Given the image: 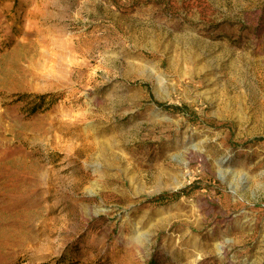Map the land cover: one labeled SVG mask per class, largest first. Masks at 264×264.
<instances>
[{
    "label": "rangeland",
    "instance_id": "374dc122",
    "mask_svg": "<svg viewBox=\"0 0 264 264\" xmlns=\"http://www.w3.org/2000/svg\"><path fill=\"white\" fill-rule=\"evenodd\" d=\"M0 264H264V0H0Z\"/></svg>",
    "mask_w": 264,
    "mask_h": 264
},
{
    "label": "trees",
    "instance_id": "16d2710c",
    "mask_svg": "<svg viewBox=\"0 0 264 264\" xmlns=\"http://www.w3.org/2000/svg\"><path fill=\"white\" fill-rule=\"evenodd\" d=\"M41 98H44L43 96ZM158 105L163 108V109H166L168 111H172V112H181L182 111V108L178 107V106H175V105H168V104H162V103H158ZM185 191L186 189H182L178 192H174L172 194H164V195H161L159 197V201H165L166 199L168 198H177L178 196H181L183 194H185Z\"/></svg>",
    "mask_w": 264,
    "mask_h": 264
},
{
    "label": "bare ground",
    "instance_id": "6f19581e",
    "mask_svg": "<svg viewBox=\"0 0 264 264\" xmlns=\"http://www.w3.org/2000/svg\"><path fill=\"white\" fill-rule=\"evenodd\" d=\"M239 84H240V83H239ZM260 93H261V92H260ZM258 95H259V93H258ZM258 95H257V96H258ZM255 96H256V95H255ZM261 99H262V98H261ZM262 102H263V101H262ZM257 108H258V106H257ZM262 110H263V109H262ZM257 111H258V110H257ZM257 114H258V113H257ZM260 115H261V113H260ZM256 117H257V115H256ZM260 117H261V116H259V119H260ZM259 119H258V120H259ZM200 149H201V148H200ZM202 149H203V148H202ZM187 154H188V153H187ZM199 154H200V153H199ZM204 159H205V158H204ZM259 184H260V183H259ZM181 185H182V183H176L175 187H179V186H181ZM259 187H260V186H259ZM259 187H258V188H259ZM262 192H263V191H262ZM246 235H247V234H246ZM253 235H254V234H253ZM195 245H196V244H195ZM195 245H194V246H195ZM224 247H225V246L222 245V247H221L220 249L223 250V249H225ZM200 258H201V256H200ZM202 258H203V257H202ZM200 261H201V260H200ZM203 261H205V260L203 259Z\"/></svg>",
    "mask_w": 264,
    "mask_h": 264
}]
</instances>
